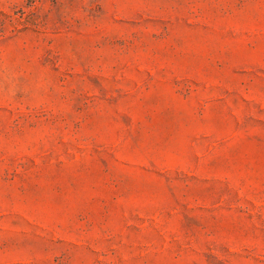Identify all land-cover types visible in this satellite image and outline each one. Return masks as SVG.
Here are the masks:
<instances>
[{"label":"rangeland","instance_id":"1","mask_svg":"<svg viewBox=\"0 0 264 264\" xmlns=\"http://www.w3.org/2000/svg\"><path fill=\"white\" fill-rule=\"evenodd\" d=\"M0 264H264V0H0Z\"/></svg>","mask_w":264,"mask_h":264}]
</instances>
